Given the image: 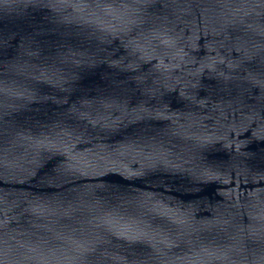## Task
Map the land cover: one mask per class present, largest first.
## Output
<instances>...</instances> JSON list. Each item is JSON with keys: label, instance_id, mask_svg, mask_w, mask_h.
<instances>
[{"label": "water", "instance_id": "95a60500", "mask_svg": "<svg viewBox=\"0 0 264 264\" xmlns=\"http://www.w3.org/2000/svg\"><path fill=\"white\" fill-rule=\"evenodd\" d=\"M0 264H264V0H0Z\"/></svg>", "mask_w": 264, "mask_h": 264}]
</instances>
